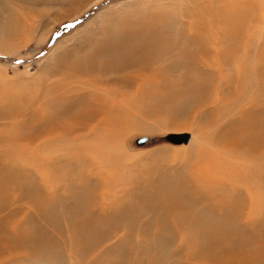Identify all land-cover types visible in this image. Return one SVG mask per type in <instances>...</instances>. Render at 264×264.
Masks as SVG:
<instances>
[{
    "label": "rangeland",
    "instance_id": "rangeland-1",
    "mask_svg": "<svg viewBox=\"0 0 264 264\" xmlns=\"http://www.w3.org/2000/svg\"><path fill=\"white\" fill-rule=\"evenodd\" d=\"M220 14L223 16L220 17ZM157 30L160 31L159 36ZM247 33L253 36L257 33V37H264V0H0V172L13 173L15 180L22 183L26 180L37 184L40 182L35 170L38 164L42 171L61 167V164L53 165L45 158L47 155L43 153L47 146L41 151L34 150L35 144L39 142L34 141V128L39 126L42 116L45 118L42 123L52 119V102L57 99L58 104L61 103L68 89L74 87L85 90L76 85L77 81H82V77L73 70L72 74L71 66L83 61L85 56L99 50L101 46L107 47L105 57H111L112 60L122 54V47L120 50L116 46H123V42L132 43L136 40L134 43L137 45L140 40V43L149 41L154 44L163 39L168 44H174L173 57L170 58L173 65L176 57L186 56L194 50L193 43L201 40L200 43L208 45L207 41L204 42V36L208 39L235 35L242 37ZM109 37L115 39L110 40ZM136 69L131 72H143L142 68ZM187 69L172 67L163 74L178 78L184 73L190 77L192 71ZM252 69L253 65L245 69L247 76H252ZM230 71L233 76L226 78L227 83L221 88L224 105L221 107L208 105V108L197 110L191 105L186 104L184 107L178 103L170 106L163 101L162 108L165 112L162 108L159 110L156 104L148 108L153 114L149 112L151 114L145 115V109L142 108L144 102L131 101L132 104H127L125 108L132 115L131 122L116 123L118 130L112 148L98 156L102 166L99 170L94 168V176L86 181L92 184L97 179L108 180L111 184L112 180L115 181L116 184L111 188L100 187L98 191L111 198L115 196V199L131 207L132 212L146 202L150 192L158 188V184L174 183L178 188L191 186L192 175L195 174L196 167L200 166L197 152L193 150V141L197 138L200 140L202 134H207L209 130L208 120L200 123L202 120L199 118V110L218 114L225 109L230 114L239 108L238 105L243 106L244 101L249 100L251 83L246 86V82H250L251 78L236 79L235 72L231 69ZM208 75L205 78L219 82V79ZM129 91L133 93L134 89ZM237 93L243 96L241 103L234 101ZM119 118L129 119L124 114ZM170 134H190L191 138L187 144L175 145L167 140ZM45 136L46 134L41 140L47 139ZM144 137L148 139L147 142L138 145L137 140ZM54 148L49 146L48 154H54ZM84 154L91 159L90 151ZM84 171L81 174H86ZM77 174L75 173V178ZM193 189L196 190L194 187ZM197 193L199 199L192 205L194 215L202 213L208 217L217 213V201ZM15 209L21 210L22 214L17 213L14 219L7 222ZM24 213L28 214L25 216ZM153 215H142L138 222L140 228H145L150 227L153 221L150 230L145 229L147 236L132 233L128 240V231L122 229L120 233L118 230L112 232L110 237L106 236L105 238H109L107 242L104 238L103 244L100 242L95 248H90L80 240L71 244V235L65 228L63 234L60 233L58 225H52L51 221L45 222L35 214L29 203L22 201L8 206L0 213V264H264V234L262 236L259 235L261 233H254L249 221H240L245 229L238 232V237L246 245L236 249L234 255H223L213 249L210 251V259H201V245L206 240L214 241V237L192 230L194 218L179 221L181 226L176 229L171 224L174 215H170L169 231L160 233ZM29 220L37 223L34 225V230L37 229L34 231L36 242H30L34 248L33 253L37 251L41 235L54 237V245L58 249L53 255L52 263L45 262V257H32L26 246L14 242L18 240L17 234L21 233L20 228L16 232L14 224L22 221L21 226L23 224L25 227ZM260 220L261 218L258 219ZM62 225L66 226L65 223ZM155 241L164 246L162 250L153 244Z\"/></svg>",
    "mask_w": 264,
    "mask_h": 264
},
{
    "label": "bare ground",
    "instance_id": "bare-ground-1",
    "mask_svg": "<svg viewBox=\"0 0 264 264\" xmlns=\"http://www.w3.org/2000/svg\"><path fill=\"white\" fill-rule=\"evenodd\" d=\"M221 16L223 15L220 14ZM248 30L246 31L249 32ZM239 31H241L240 28ZM157 32L159 36L160 31L157 30ZM245 34L242 37L236 35L235 37H210L211 40L204 36V42L207 41L208 45L200 43L201 40L193 43L194 50L186 56L176 57L173 65L170 58L173 57L174 44L166 43L161 38L163 35L158 37L162 40L159 41V39L154 44L149 41L140 43L139 40V44L136 45L135 40L132 42L135 44L133 46L131 42H123V46L119 45L116 48L121 50L122 47V54L127 55H115L116 58L113 57L112 60L111 57L109 59L105 57L107 47L101 46L99 50L85 56L83 61L72 65L71 72L73 70L82 77V81H77L76 85L85 90L81 91V88L73 87L66 91V96H63L61 103L58 104L57 99L51 100L53 101L51 107L54 108L52 119L42 123L45 119L42 116L41 123L34 128L36 132L34 141H39L35 144L34 150L41 151L44 146L48 149L49 146L55 147L54 154H48L47 148L43 154L47 155L45 158H48V162L53 165L59 163L61 167L56 170L42 171L39 170L38 164L35 170L38 172L40 182L37 184L26 180L23 183L18 180L20 182L17 183L16 178L12 176L13 173L0 172V213L8 206L26 201L41 219L47 223L51 221L52 225H58L59 230L61 229L60 233L63 234L62 231L65 228V231L71 235V244H76L80 240L90 248H95L106 236L110 237L118 230L120 233L122 229L128 231V240L132 233L147 236L145 229L150 230L153 221L150 227L147 226L149 228L138 226L139 220L145 214H154L153 219H156V227L160 233L169 231L170 215H174L171 224L176 229L181 226L179 221L194 218L192 230L214 237V241L206 240L201 245V259H210L212 257L210 251L213 249L229 256L234 255L236 249L245 246V241L238 237V232L245 229L240 224L242 220L251 222L249 225L252 227L251 230L263 236L264 37H257L255 35L257 33L254 36L251 33ZM114 39L110 38V40ZM167 63H169L168 66L165 65ZM242 63L244 66H240ZM250 65H253V73L252 76H247L245 69H248ZM172 67L179 70L191 67L188 69L192 72L190 77L183 73L184 81L182 76L173 78L163 74L166 69ZM136 68H142L143 72L141 74H136L137 71L131 72L137 70ZM230 69L235 72L236 79L251 78L250 82H246V86L251 83L248 91L249 100H245L243 106L238 105L239 108L230 114L225 109L218 114H214L213 111L203 113L199 110V118L202 120L200 123H206L208 120L209 130L207 132L204 128L207 134L204 132L205 135L202 134L200 140L195 137L196 140L193 141V150L197 152L200 166L196 167L195 174L192 175L191 186L178 188L173 185L174 183L172 185L167 182L158 184V188L150 192L146 202L132 212L131 207L115 199V196L111 198L106 193L98 191L100 187L110 186L111 188L116 184L115 181L110 179L113 185L108 180L97 179L93 184L86 181L94 176V168L99 170L102 166L98 156L112 148L118 130L116 123L131 122L132 115L126 112L125 108L127 104L144 102L145 105L142 104V108L145 109L143 110L145 115L152 113L148 111V108L157 104L160 110L164 103L170 106L178 103L184 107L191 105L197 110L204 109L203 107L208 105L224 106L221 88L227 83L226 78L233 76ZM207 75L219 79V82L210 81L205 78ZM130 89H134V92L131 93ZM62 93L64 94V91ZM241 93L235 95L236 103L243 101ZM55 96L58 98V93ZM123 114L129 119L120 120L119 116ZM45 134L47 139L41 140ZM88 151L92 153L90 160L84 154ZM106 160L109 159L106 158ZM86 168L88 171L85 172ZM83 171L86 174H81ZM75 173H78L76 178ZM197 192L217 201V213H212L208 217L202 213L194 215L192 205L194 206L199 199ZM12 212H14L12 216L5 219L7 222L22 211L15 209ZM24 214L26 216L28 213ZM259 218H261L260 221H258ZM217 220L220 222H216ZM21 222L14 224L16 232L19 228L21 232L17 234L18 240L14 242L20 246H26L32 257H38V259L45 257L47 259L45 262L52 263L53 255L58 249L54 245V237L41 235L37 251L33 253L34 248L31 247L30 242H36L34 231L37 229L34 230V225L37 223L29 220L24 227L23 224L21 226ZM62 223L66 226L64 227ZM108 239L105 238L106 242ZM153 244L161 250L164 247L156 241Z\"/></svg>",
    "mask_w": 264,
    "mask_h": 264
},
{
    "label": "water",
    "instance_id": "water-1",
    "mask_svg": "<svg viewBox=\"0 0 264 264\" xmlns=\"http://www.w3.org/2000/svg\"><path fill=\"white\" fill-rule=\"evenodd\" d=\"M190 134H170L167 136V140L175 145L187 144L190 140ZM147 138H140L137 140L138 145H144L147 142Z\"/></svg>",
    "mask_w": 264,
    "mask_h": 264
}]
</instances>
